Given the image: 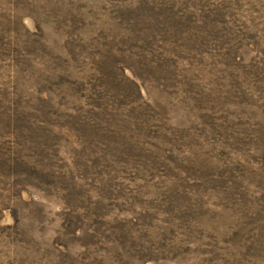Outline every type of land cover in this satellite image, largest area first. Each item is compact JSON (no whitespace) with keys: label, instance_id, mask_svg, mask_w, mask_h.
<instances>
[{"label":"rangeland","instance_id":"rangeland-1","mask_svg":"<svg viewBox=\"0 0 264 264\" xmlns=\"http://www.w3.org/2000/svg\"><path fill=\"white\" fill-rule=\"evenodd\" d=\"M0 264H264V0H0Z\"/></svg>","mask_w":264,"mask_h":264}]
</instances>
